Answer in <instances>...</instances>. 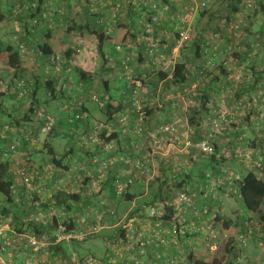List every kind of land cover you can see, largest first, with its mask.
I'll use <instances>...</instances> for the list:
<instances>
[{
  "label": "crops",
  "instance_id": "crops-1",
  "mask_svg": "<svg viewBox=\"0 0 264 264\" xmlns=\"http://www.w3.org/2000/svg\"><path fill=\"white\" fill-rule=\"evenodd\" d=\"M202 1L207 2L209 12L203 18L196 15L195 24L202 28L212 18L217 33L229 39L232 28L237 25H221V22L227 16L230 21H238L246 12L243 4L241 11H229L240 7L237 0H14V6L24 11L19 13L13 6L11 22L9 16L0 11L2 38L7 39L6 46H12L20 58L16 70L7 66L5 60H0V92L6 93L0 113L9 118L8 123L0 122V148L7 149L13 141L19 142L21 154L31 152L32 169L39 175L34 184L26 187L12 174L16 189L12 190V209L16 210L17 206V212L24 215L30 209H38L54 191L62 190L80 197L71 214L76 215V225L81 230L93 226L92 220H97V216L91 214L92 210H100L103 206L117 214V217L107 214L102 219L105 224L100 225L97 233L100 236L94 234L85 241L86 238L62 244L67 255L64 261L48 251L35 254L34 258L41 264H72L69 258L76 252L90 254L100 264H107L118 249H123L125 257L135 256L143 242L138 237V222L150 205L160 210L163 204L173 205L177 221L191 228L189 235L179 238V246L186 244L191 236H198L204 242L213 240L222 220L238 216L235 205L241 199L239 184L246 173L242 165L260 158L264 166V136H259L263 135L259 132L264 131V110L259 109L264 105V56L259 57L249 76L244 74L247 75L244 77L246 85L235 95L238 99L242 95L244 99L253 100L254 104L231 126L226 142L218 138L212 143L215 156L208 160L204 155H198V150L186 149L185 139L196 142L210 132L211 129L206 127L207 120L217 118L220 95L234 82L232 72L244 68L239 66L246 55L244 45L240 43L234 55L236 61L224 65L226 75L212 72L208 77L201 75V67L206 68L208 61H215V52L222 50L223 45H211L208 53L203 50L207 47L202 46L203 53L200 50L198 58L189 46L179 52L174 50L172 15L183 13L192 2ZM116 2L121 3V8L111 14V7ZM153 4L156 10H150ZM262 30L264 35V28ZM11 39L17 41L16 46L11 45ZM209 40L210 34L206 45ZM156 42H160V56L164 60L159 75L153 70L157 52L148 53L151 44ZM42 51L51 55L45 56ZM217 57L216 63L219 62ZM183 59L186 82L176 85L171 75L176 62ZM76 71L85 74L84 79H80ZM134 80L141 83V95L146 99L141 134L137 132L136 115L130 107ZM17 81L33 82L34 91L19 99L14 87L10 88ZM240 84H243L242 78ZM95 100L103 103L104 108L100 109ZM78 103L89 115V121L72 122L68 113H74ZM123 116L127 118L124 124L119 121ZM45 117L54 120V132L40 133ZM93 124L108 126L110 133L106 136L114 134L116 140L110 144L92 142ZM165 125L176 130L179 144L173 143L167 134L155 135V130ZM72 135L78 139L74 144H68L66 141ZM80 139L85 141L83 145ZM255 150L258 157L254 156ZM53 152L60 162L58 165L67 167L65 172L54 171L58 166L52 162ZM108 158L116 161L114 166L99 173V163ZM137 161L147 164L146 173L134 168ZM22 162L20 155L11 156V173H16V165ZM232 165H240L241 172ZM224 168L232 177L223 178ZM130 174L136 179L134 184L125 198H116L112 187L114 177ZM183 193L191 196L206 214L197 219L185 212L183 206H178L179 195ZM29 198L35 202L31 204ZM91 203H96L92 210ZM226 205L231 208L230 216L223 215ZM120 210L124 214L119 215ZM13 217L11 213L3 218L0 211V222L5 219L18 232L26 227L19 219L14 222ZM129 217H135L137 223L126 233L119 223ZM243 219L245 217H237L238 222ZM143 223L140 221L139 226ZM200 228L203 232H196ZM95 239H101L103 246L91 251L85 242ZM203 243L196 242V245ZM150 249L154 255L149 253ZM257 249L249 242L245 248L234 245L227 253L235 264H259L261 251ZM94 250H98L97 253ZM146 251L148 259H160L162 263L164 255L173 254L175 249L170 245L164 249L153 243ZM200 253L206 254L203 250ZM26 256L27 253L20 249L9 248L7 253L1 254L0 264H17Z\"/></svg>",
  "mask_w": 264,
  "mask_h": 264
},
{
  "label": "built area",
  "instance_id": "built-area-1",
  "mask_svg": "<svg viewBox=\"0 0 264 264\" xmlns=\"http://www.w3.org/2000/svg\"><path fill=\"white\" fill-rule=\"evenodd\" d=\"M244 4L243 7L245 9H250L252 7H256L258 0H243ZM152 10H156V5H151ZM208 8V4L206 1L202 2H192L191 5H189L183 13H181L178 18V38L176 41V44L174 46V50L176 52H179L180 49L183 47L184 44L189 42L192 37V22L194 17L202 10H205ZM21 9L18 8L17 12H19ZM119 10V5H115L114 8H112V14H115ZM236 28V27H235ZM236 36V34H235ZM157 44L153 43L151 44L148 53L153 54V52H157ZM258 48V44L254 46V49ZM119 49V48H117ZM233 50V42L230 43V45L227 46L224 53H231ZM253 54V53H252ZM252 54H249L248 56H252ZM154 56V55H153ZM162 62V57L159 58L156 57L154 60V64L159 66ZM214 64L212 61H208L206 63V68L212 67ZM205 68H203L204 70ZM16 89H17V96L18 98H24L27 95V87L31 86L32 84L28 82L30 85H27L24 81H17L16 82ZM131 96H130V107L132 112H134L137 115V132L142 133V124L144 121L143 117V108L145 107L146 99L141 95V83L138 80H134L131 84ZM95 103H97L98 107L102 109L104 107L103 103L95 100ZM74 118L76 120H88L89 115L83 111V107L81 103H78L76 105V113ZM120 123L124 124L127 122L126 117H121L119 119ZM54 120L50 117H45V122L43 123V126L40 129L41 134H47L49 133L53 127H54ZM91 129L93 130V133L96 134L98 131H109V127L106 125H97L93 124ZM167 134L169 137H171L172 142L175 144H179L180 141L177 137L176 130L169 126H159L155 130V135H163ZM154 144V143H153ZM184 147L186 149L194 148L198 150L202 155H213L214 149L213 146L209 143L207 140H203L197 143L191 142L190 139L184 140ZM20 143L17 141H13L10 146V151H13L15 155H20L24 159L23 166L20 169H18V174L21 176L22 182L27 186H31V178L27 176L26 170L28 169V162L29 157L28 153L21 154L20 152H17L16 147L19 148ZM16 149V150H15ZM115 160L113 158H108L105 161H101L99 163V168L97 169L99 173H103L110 167L114 166ZM134 168L139 170L142 174L146 173L147 171L144 169V163L141 161H137L134 164ZM144 169V171H143ZM82 171V170H81ZM134 176H129L126 178H116L113 181V193L116 198H121L127 191L130 189V187L135 182ZM178 206H183L184 210H188L195 218L199 219L202 216L206 214V212L194 201V199L189 196L188 194H180L177 202ZM147 213L144 215V217L140 221H144V223L139 226L138 222V237L140 240H142V245L139 247L138 251L136 252L135 256L132 257H125L123 254V249H118L117 252L110 258L109 262L107 264H148V253L146 251L147 247H150L151 244H157L161 246L162 248L166 249L168 245L172 246L175 249V252L171 255H168V257L164 260V264H183L182 261L179 259L180 257L177 255L179 253V243H178V236H183L186 231H190L191 228L188 226L181 224V223H172L169 226H165V224L162 221V217L164 216V210L156 209L155 206L150 205L147 207ZM96 216L97 221L96 225L89 226L84 228L83 231L80 232H67L64 227H60L57 233L56 237V243H60L62 241H69L71 239L76 240H82L87 235H96L99 232L100 225L98 221L102 219L103 216L109 214L110 216L117 217V214L115 210L110 208H102L100 210H96ZM47 215L39 209L36 210L35 213L31 214L30 221H34L35 223H42L45 224L44 218ZM5 220H2L0 223V253H7L8 249L11 248L12 250L20 249L24 253H27V256L25 259H22L17 264H41L38 262L34 255L38 254L40 252H47V249L51 246V243L46 241H41L40 237H38L35 234H29L24 235L23 233H15L11 232L9 228L8 222H3ZM137 223V219L135 217H129L126 219H122L119 223L120 227L124 232H129L132 230ZM249 222L246 220L243 224V229L241 231L237 232L235 244L239 246V248H245L248 245V238L249 235L253 232V229L250 228ZM179 226V227H178ZM7 232H11L12 235L7 236ZM196 232H203V228H200ZM165 234L168 235V237H165ZM150 252V250H149ZM70 261L72 264H100L99 261L91 256H87L83 259H79L76 255L70 256ZM150 264V263H149ZM151 264H157V263H151ZM163 264V262H162Z\"/></svg>",
  "mask_w": 264,
  "mask_h": 264
},
{
  "label": "rangeland",
  "instance_id": "rangeland-1",
  "mask_svg": "<svg viewBox=\"0 0 264 264\" xmlns=\"http://www.w3.org/2000/svg\"><path fill=\"white\" fill-rule=\"evenodd\" d=\"M264 3V0H262ZM115 4L119 5V8H121V3L120 2H116ZM115 4L112 5L111 8L115 7ZM14 6V0H2V2L0 3V11L5 15L9 16L8 17V21L11 22L12 19L10 18V14L12 11V7ZM15 7V6H14ZM256 9V7H252L250 9H245L246 12H244L243 15H241L240 20H236L233 19L232 21H230L229 23H225L221 22V25H227V24H234L237 26H234L232 28V32L233 34H231L229 40L226 39V37L224 38L223 35L219 36H212V33L210 35V40H209V45H204L205 47H207V49H209L211 47V45H213V47L217 46V45H223V47L226 46V41H232L233 42V50H232V54H226L224 53V51H219L218 54V59L217 61H219L218 63H216V65L221 64L222 61H226V63L228 62V65H232L234 61H236L235 57H233L232 55L237 53L238 50V46L241 43V45H244V50L246 52V55L244 57V60L242 61V63L240 64L239 67H241L243 65V69H239L236 73L232 72V78L233 79V83L230 87H228L227 89H225L221 95H220V99H219V114L217 116V118L208 121L209 124L206 126L208 128V130H210V132H208L206 134V136L201 140H207L209 141V143H213L215 142L218 138L224 142H226L228 140L227 136L230 133V129L231 126L236 124L237 121L239 119H241V115L243 112H246V110L248 108H251L252 105L254 104L253 100H247L244 99V97L242 95H240V97H242L241 99L235 98V95L242 90V87L246 85V83L244 82V77H246L247 75L244 74H248L250 73L249 71H251V69L254 67L256 61L259 59V57L264 56V35L262 34L261 31H263L262 29L264 28V15H254L253 11ZM15 11H17V7L14 8ZM220 12L221 9L219 8ZM21 10L20 12L22 13ZM19 12V13H20ZM93 13V12H91ZM110 13L112 14L113 12L110 11ZM117 13V12H116ZM115 13V14H116ZM198 16V15H197ZM196 21V17L195 19H193L192 22V26L194 29H197V25L195 24ZM223 21V20H222ZM207 24V23H206ZM205 26H209L204 25ZM250 26V27H249ZM218 27V26H217ZM236 27V28H235ZM251 31L250 33L248 32ZM208 32V29L206 31V33ZM208 34V33H207ZM236 34V36H235ZM194 36V34H193ZM208 36V35H207ZM175 38V37H174ZM194 37H192L191 41L193 40ZM221 39H224L225 41H221ZM0 41L3 42V44H1L2 46L7 44V39L2 38V34L0 33ZM191 41L185 44V47L183 48V50L191 45ZM17 41L11 39V45L16 46ZM258 44V48L254 49V46ZM171 49V48H170ZM172 50V49H171ZM253 53V54H252ZM249 54H252V56H248ZM155 57H160V50L157 51V56ZM64 59L66 60L67 57H64ZM58 61V60H56ZM164 62V60H162L161 64L159 66H155L153 68L154 73H160V70L163 69V65L162 63ZM216 66H214L212 69L205 68L203 70V68L201 67L202 70V76H211L212 72H215L217 74H220V71L216 68ZM169 71V70H167ZM241 71V72H240ZM162 73V72H161ZM243 79V84L241 83V78ZM249 76V74H248ZM241 88H239L240 86ZM264 86V85H263ZM264 89V88H263ZM262 89V90H263ZM142 90V87H141ZM239 90V91H238ZM142 92V91H141ZM263 93V92H262ZM42 96L45 94V91L41 92ZM230 96L229 98H227L225 100V97ZM244 99V100H243ZM53 106V105H52ZM261 108L259 109H263L264 110V105L260 106ZM258 108V107H256ZM52 113H53V109H52ZM69 117L73 118V113H68ZM71 118V119H72ZM0 122L3 123H8L9 122V118L6 114H1L0 113ZM239 122V121H238ZM137 129V127H136ZM213 129V130H212ZM110 131H107V134H109ZM259 134H263V135H259L260 137L264 136V131L263 132H259ZM101 133L100 131L95 133H92V137H91V141L94 143H100L99 137H100ZM77 137L74 135L71 136V138H69V140H67L66 142L68 144H74V142L77 141ZM264 140V138H263ZM199 142V141H198ZM61 152V151H60ZM199 152V151H198ZM197 152V153H198ZM256 154L254 156L258 157V151L255 150ZM254 152V153H255ZM201 154L200 152L198 153V155ZM203 156V155H202ZM207 158V156H205ZM224 166V165H221ZM234 168H237L240 170L241 172V166L240 165H232ZM244 167V172H253L258 178L264 179V166L262 165V160H260V158H257L255 161H253L252 163L249 162L246 165H242ZM145 167H147V164L144 163V169ZM99 168V166L97 167V169ZM225 170L223 171V178L225 177H229L232 175H229V171L224 168ZM57 171V170H54ZM84 172V171H83ZM106 172V171H104ZM1 201V199H0ZM31 203V202H30ZM30 203H28L30 205ZM28 204H26V206H28ZM198 206H200L199 204H197ZM157 207H159V205H156ZM21 207L23 208L24 206L21 205ZM96 207V203H91L90 204V208L91 210ZM235 210H236V214L240 217V218H244L250 223L249 226L251 229H253V232L251 233V235H249L248 238V244L249 242L251 243L252 246H256L258 249V252L261 253V256L259 258V264H264V225L259 221V216L261 213L264 212V203L263 205H261L260 207V212L257 214H248L249 212L246 210V208L244 207V204L242 202L241 199H238V205L236 203L235 205ZM126 210V209H125ZM77 212V211H76ZM91 214H96L95 210L91 211ZM33 212H28L26 214H24L22 216L23 221L26 223H28L31 219V214ZM47 215L44 218V221L46 222L47 219L52 218L56 212L53 211H48L45 212L44 215ZM124 214L123 210H120L119 215ZM231 214V208L230 206L226 205L225 210L223 215H227L230 216ZM59 217H62L63 214L60 213L58 214ZM237 216V217H238ZM237 217H235L234 219L230 220V225L228 226V228H224L222 225H219V230H218V234L214 237L213 240H206L201 241L200 237L198 236H191V238L189 239L188 242H186V244H182L179 246L178 251L179 253L177 254L180 258V260L182 261L183 264H193L194 260H199V261H206L205 263H211L214 259L217 262H220L222 264H235L234 260L231 258V256L228 255L227 253V248L228 249H232L233 246L235 245V239H236V235L238 232V220ZM243 219V220H245ZM5 220V219H3ZM245 220V221H246ZM3 222H8V221H3ZM97 222V221H96ZM1 223V222H0ZM9 223V222H8ZM94 223V220H92V224ZM96 223H94L93 225H95ZM14 226V225H13ZM10 231H14L15 233H17L18 231H16L12 226H9ZM11 232H7V236L12 235ZM21 233H23L24 235H29L30 230H27L26 227L24 229H21ZM99 234H96V236H98ZM195 235V234H193ZM44 236V235H43ZM41 237V241H47L46 237ZM100 236V235H99ZM202 237V236H201ZM204 237V236H203ZM196 242H200L203 243L201 246L204 247L199 248L201 246H197ZM229 242V246L227 245V243ZM86 246L92 251V249L94 248H102L103 244L101 239H95V240H89L86 241ZM232 245V248H230V246ZM214 246V247H213ZM213 247V248H211ZM152 249H150L151 251ZM205 251L206 254H202L200 253L201 251ZM95 251V250H94ZM98 251V250H97ZM97 251H95V253H97ZM44 253V252H43ZM151 255H154V253L149 252ZM77 254V252H76ZM80 253H78L79 255ZM83 254V253H82ZM149 254V255H150ZM192 256V260H189L188 256ZM1 256V253H0ZM167 255H164L163 259V264H164V260L167 258ZM213 258V259H212ZM147 263L151 264V263H157V264H162L160 259L156 260L153 258H149L147 259ZM243 264H246L245 262H243Z\"/></svg>",
  "mask_w": 264,
  "mask_h": 264
},
{
  "label": "trees",
  "instance_id": "trees-1",
  "mask_svg": "<svg viewBox=\"0 0 264 264\" xmlns=\"http://www.w3.org/2000/svg\"><path fill=\"white\" fill-rule=\"evenodd\" d=\"M237 2H239L240 7H235L232 10L229 9L230 12L232 11L231 13H236V10L237 11H241L242 10L241 7H242V4H244V1L243 0H237ZM150 10H152L151 6H150ZM208 12H209V9H205V10L200 11L197 15H198L199 18H203V17L207 16ZM253 13H254V15H264V3H263L262 0H258L257 1L256 9L253 11ZM180 14L181 13H178L177 15H172V19H171V22L173 23V26H174L173 31H171V32H172L173 36L175 37V43H176L177 38H178L177 27H178L179 23H178L177 16H179ZM228 14H229V12H227L226 16ZM224 20H225L226 23L230 22V18L228 16ZM213 23H214L213 19L209 18V20L207 21V24L209 26H205V27L200 28L197 25L196 26L197 29H194L193 26H192V37H194V38H193L192 41L190 40L191 41L190 48L194 52V57H196V58L199 57V52H200L202 46L206 45V43H207L206 42L207 35H209V34L211 35V33H212V36L221 37L217 33L218 31L215 30L216 27H213ZM207 29H208V32H207L208 34L206 33ZM194 33H195V35L193 36ZM192 37H191V39H192ZM98 39L101 42V37L100 36H98ZM226 42H227L226 46L222 50H218V51H225L227 46L230 45V43L232 41L231 42L230 41H226ZM156 44L158 45V44H160V42H156ZM184 47H185V44L180 49V51L183 50ZM157 49L159 50V45H158ZM203 50H206L205 53H208L207 48H203ZM203 50H201L202 51L201 53H203ZM99 51H100V49H99ZM217 52H215V55H214L215 56V61L211 60L214 65L212 67H210L209 69H212L214 66H216L215 69L217 68L222 75H226V73L224 72V70H225L224 69L225 68L224 65H225L226 61H222L221 64L216 65V56L218 55V54H216ZM42 54L45 55V56L51 55L50 53H47L45 51H42ZM230 54H232V52ZM234 55L235 54H233L232 56L234 57ZM66 57L68 58L69 54L66 55ZM2 59L5 60L7 66H9L10 68H12L14 70H16L19 67L20 58H19L18 52L12 46H6V47L3 48L1 43H0V60H2ZM76 73H77V76L80 79H84L85 74H83L81 71H76ZM158 75H159V73H158ZM171 76H172V80H173L174 84H176V85H183L186 82L187 71H186V63H185L184 59L176 62V64L174 65V69H173V72H172ZM162 77L164 78L165 75L162 76ZM28 82H30L32 84L31 86H28L26 88L27 92L30 93L31 90L34 91L35 88L33 87L34 86L33 82L27 81L26 82L27 85H30ZM12 84L10 85V88L14 87L13 89L15 90V94L17 95V92H18L17 89H16L17 83L13 82ZM51 91H53V90H51ZM5 97H6V93H4V92L1 93L0 92V109H1V107L3 105V101L5 100ZM145 109H146V107L143 108V117H144V119L146 117ZM75 113H76V106L74 107V113H73L72 122L89 121V118H88V120H76L74 118ZM136 120H137V115H136ZM44 122H45V119H44ZM54 124H55V122H54ZM54 130H55V125H54L53 129L49 133L54 132ZM91 131L93 133V130H91ZM100 133H101V135L99 137V140H100V142H103V144H110V143H113L116 140V137L114 136V134L110 135L109 137L106 136V134H107L106 130H103ZM200 141L201 140H199V142ZM80 142H81L82 145L85 143V141L83 139H80ZM191 142L197 143L198 141H196V142L191 141ZM211 145L213 146V144H211ZM10 146H11V143L8 146L7 149L6 148H4V149L0 148V199H1V201H0V205H1L0 209L1 210L0 211H1V215L4 218V217L9 216V214L12 213L14 215V217H13V219L15 220L14 222H16V219H19L22 222L24 227L26 225V229L30 230L31 234H35V235H37L40 238L44 235V237L47 238V241L49 243H51V246L47 249V251L50 254L52 253L53 256L59 257L61 259V261H64L65 257H67V255H66L65 250L63 249V247L61 245L64 244V243H70V242L75 243V242H78V240L71 239L69 241H62V242L56 243V244H55V241H56L57 233H58V230H59L60 227H64L67 232H69V231L70 232L71 231L72 232L83 231V229L81 230L76 225L77 224L76 223V215L72 216V214H71L72 211H73L74 204H76L78 202L80 197L77 194H70V193L68 194V193H66V192H64L62 190L54 191L53 194L50 196V198L47 201H45L42 205L40 204L38 209H39V211H41L43 213L54 210L56 212V214L52 218L47 219L45 224H42V223L38 224V223H35L34 221H29L28 223L27 222L25 223L23 221V219H22L23 215H21L19 212H17V206L15 207L16 210H13L12 207H11V204H14V198H13V191L12 190L15 189L14 183L12 181V179H13L12 178V174L14 176H16V177L21 179V176L18 174L17 171H18V169H20L23 166L24 159L22 157L23 163H21L19 165H16V173H14V172L11 173V171L9 169L10 168L9 167L10 157L11 156H19V155H15L13 151H10ZM16 149L15 150L17 152H20V146H19V148L16 147ZM213 149H214V154L213 155H207L206 159L209 160L210 158H213L215 156V147L214 146H213ZM26 153H28V157H29V162H28V166H27L28 169L26 170V174H27L28 177L31 178V185H32L39 179V175L34 173V171L32 169V166H31V163H32V161H31V152H26ZM52 162H53V164L58 166V167H56L54 165L58 172L63 173V172H65L67 170V167H65V166L60 167L58 165V163L60 164V162L57 161L54 152H53ZM23 167H25V166H23ZM109 169H107V170H109ZM129 176H132V175L131 174L130 175H125V176L124 175H120V176L117 175V176L114 177L113 181L116 178H126V177H129ZM113 181H112V184H113ZM23 185L26 186L24 183H23ZM239 194H240V198H241V200H242V202L244 204V207L246 208V210L248 212H250L252 214L259 213L260 212V207L264 203V179L258 178L253 172H246L245 175L243 176L240 184H239ZM125 196H126V193L121 198H125ZM29 201L31 202V204L35 202L34 199H32V198H29ZM162 208L164 210L163 211L164 212V216L162 217V221L165 224V226L166 225L169 226L172 223H177V225H178L179 222L177 221V218L174 217V213H175V211L173 209L174 206L173 205L163 204ZM36 210L37 209H35V210L34 209L33 210L30 209V210L27 211V213L30 212V211L35 213ZM74 211H76V210L74 209ZM186 211H188V210H185V212ZM60 213L63 214L62 217L58 216V214H60ZM107 216L108 215L103 216L102 219L107 217ZM102 219H101V221H98L99 225L105 224L104 220H102ZM245 220H242L241 222L237 223L238 224L237 226H239L238 227V231H241L243 229V224H244ZM259 221L264 225V212L260 214ZM94 223H96L95 220H94ZM221 223H222V226L226 229V228H228V226L230 225L231 222H230V220L224 219V220L221 221ZM120 229L122 230L121 227H120ZM118 232H121V231L118 230ZM17 233H21V229H19V232H17ZM121 233H124V232H121ZM187 233H188V231L185 232V235H189L190 231H189L188 234ZM195 234H198V233H195ZM93 236L94 235H87L85 237L86 239H84V241L89 239V238H91V237H93ZM115 236H117V235H115ZM180 237L181 236H178L177 239L179 240ZM227 245L228 246L230 245L229 242L227 243ZM230 248H232V245L230 246ZM231 251H232V249H228L227 248V252L230 253ZM75 255L79 259H83V258H85L87 256L93 257L92 255L85 254V253L84 254H79V255L77 253ZM188 257H189V260H192V256L189 255ZM193 264H222V263L217 262L214 259L211 263H205L203 261L194 260Z\"/></svg>",
  "mask_w": 264,
  "mask_h": 264
}]
</instances>
